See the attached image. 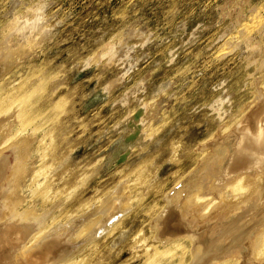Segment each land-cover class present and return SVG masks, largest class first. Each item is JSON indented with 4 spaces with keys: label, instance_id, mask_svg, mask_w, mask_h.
I'll list each match as a JSON object with an SVG mask.
<instances>
[{
    "label": "rangeland",
    "instance_id": "1",
    "mask_svg": "<svg viewBox=\"0 0 264 264\" xmlns=\"http://www.w3.org/2000/svg\"><path fill=\"white\" fill-rule=\"evenodd\" d=\"M37 10L42 18L34 45H25L12 60L0 50V94L6 99L0 101V141L13 125L6 122L9 105L31 86L39 91L28 108L50 117L59 114L46 123L57 135L55 172L73 168L76 181L82 177L78 191H87L81 200L92 205L121 176L126 179L134 161L145 159L155 196L134 203L126 230L100 243L98 254L88 255L90 264H103L125 247L119 260L124 261L131 256V234L141 228L140 235L149 234L144 218L158 207L161 194L195 170L210 142L234 133L246 106L253 102L249 106L264 110V0H0V41L16 20L30 19ZM17 38L6 39L9 48L18 46ZM133 139L137 145L149 141L142 150L135 147L116 172L119 158L113 159L111 150ZM202 144L207 148L198 157ZM251 215L242 217L241 231ZM217 225L213 221L212 227ZM235 230L215 236L214 243L222 239L230 245L240 234ZM9 250L0 242V264L12 263Z\"/></svg>",
    "mask_w": 264,
    "mask_h": 264
},
{
    "label": "bare ground",
    "instance_id": "2",
    "mask_svg": "<svg viewBox=\"0 0 264 264\" xmlns=\"http://www.w3.org/2000/svg\"><path fill=\"white\" fill-rule=\"evenodd\" d=\"M41 18L37 10L32 18L14 22L0 41L3 57L6 55L5 58L12 60L11 57L23 54L25 45H32ZM15 34L18 46L11 49L6 39ZM29 88V92L26 91L28 87L22 91V98L5 108L8 111V107L12 108L6 122L13 125L9 127L10 133H5L9 139L2 134L9 144L1 138L7 146L0 148V242L9 245L7 258L11 264H90L91 251L98 254L96 248L100 243L126 230L124 223L133 211V204L149 194L155 196L154 185L144 173L147 162L145 159L140 163L134 161L126 179L121 176L115 188L95 198L93 206L88 204L91 200H81L87 191H78L82 177L76 181L79 175L73 168L55 172L59 162L52 143L57 135L46 123L55 122L61 108H55L60 110L57 117L28 108L39 91V88L34 91L31 86ZM0 97L2 104L6 99L2 94ZM249 105L238 118L239 124L232 136L229 133L218 142L212 140L211 149L206 144L199 146L198 157L207 148L205 158L200 159V164L189 176L187 174L183 181L180 179L182 183L177 185L176 181L177 187L174 185L175 188L161 194L158 207L144 218L149 234L144 231L140 235L142 228L131 234L133 240L128 245L131 256L119 261L125 247L119 248L103 264H264V110L257 104L254 108ZM134 141L118 143L111 150V157L119 158L116 172H121L135 147L142 150L149 140H140L139 145ZM3 142L0 145L5 146ZM136 169L138 173L133 178L128 177ZM224 172L230 173L229 176L224 177ZM119 199L124 204L120 205ZM95 204L101 207L93 210ZM247 214H254L249 216L253 220L241 231L242 217ZM213 221L218 222L217 228L212 227ZM234 229L240 230V234L230 245H224L221 238L214 243L215 236Z\"/></svg>",
    "mask_w": 264,
    "mask_h": 264
},
{
    "label": "water",
    "instance_id": "3",
    "mask_svg": "<svg viewBox=\"0 0 264 264\" xmlns=\"http://www.w3.org/2000/svg\"><path fill=\"white\" fill-rule=\"evenodd\" d=\"M198 264H203V263L200 262V263H198Z\"/></svg>",
    "mask_w": 264,
    "mask_h": 264
}]
</instances>
